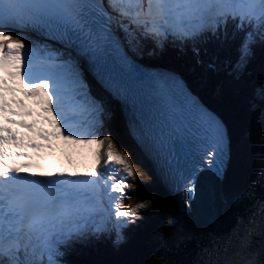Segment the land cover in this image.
<instances>
[{
  "label": "snow or ice",
  "instance_id": "1",
  "mask_svg": "<svg viewBox=\"0 0 264 264\" xmlns=\"http://www.w3.org/2000/svg\"><path fill=\"white\" fill-rule=\"evenodd\" d=\"M237 39L232 71L264 46V0H0V264H68L77 244H121L147 207H125L132 156L104 132L112 114L89 75L110 96L139 103L130 132L149 154L165 155L164 178L186 204L202 171L222 176L229 141L219 117L175 73L148 78L144 96L124 74L139 71L129 52L146 44L150 55L171 45L203 63L209 42ZM207 66L217 69L219 56ZM57 148L70 167L44 170L40 161ZM84 148L90 162L81 170L72 154ZM253 208L250 227L204 248L194 264H264V243L250 250L257 217L264 235V197Z\"/></svg>",
  "mask_w": 264,
  "mask_h": 264
},
{
  "label": "trees",
  "instance_id": "2",
  "mask_svg": "<svg viewBox=\"0 0 264 264\" xmlns=\"http://www.w3.org/2000/svg\"><path fill=\"white\" fill-rule=\"evenodd\" d=\"M215 44L209 42L205 45L209 54L204 56L206 60L203 65L206 71L205 66L208 65L212 56H219L218 68L215 70L209 68V73L213 80L206 87V90L211 94L218 92L217 94L219 95L221 93L225 94L224 89L220 91L218 85L221 80V74L225 72V66L229 60L227 51ZM255 51H257V57L254 55V61L245 67L246 71H250L241 76L240 85L236 88L237 95L234 96H237V98L232 97V99L226 101L225 105L223 103L220 104L224 110V115L230 120L229 124L235 140L239 141L241 134L245 132L243 143L238 147L233 159L231 174H234V176L229 178L230 181L234 179L233 183L237 182L239 184L240 190L252 181L253 174L259 168L258 163L261 160L258 152L264 139V92L261 91L262 87H264V47ZM187 54L193 63L201 65V63L197 62V57L193 56L191 52H187ZM232 92L230 90V93ZM253 103L255 108L252 111L251 106H253ZM104 130L107 131L106 133H111L114 139L116 137L115 132L119 131L114 125H110V127L105 125ZM132 196L135 197L134 194ZM136 198H139L138 202L145 203L150 208V210L145 211V214L143 211L141 217L144 223H141V226L146 228L152 226V229L149 230L144 240H141L139 249L134 251L133 260H130L127 264L134 263L141 259L140 257L143 258L141 259L143 263L147 260L151 261L158 243L170 229L169 218L174 217L178 213L176 202L171 198L166 188L157 182L152 184L145 183V185L142 183L136 193ZM74 261L76 264H91L88 262L82 263L80 258Z\"/></svg>",
  "mask_w": 264,
  "mask_h": 264
},
{
  "label": "water",
  "instance_id": "3",
  "mask_svg": "<svg viewBox=\"0 0 264 264\" xmlns=\"http://www.w3.org/2000/svg\"><path fill=\"white\" fill-rule=\"evenodd\" d=\"M264 171V162L254 173L253 180L240 192L225 194L219 178L210 179L200 174L196 182V191L189 203V211H180L171 230L158 243L153 264H194L198 254L204 248L215 244L224 245L239 226L241 232L247 227L254 211L256 201L264 197V182L260 173ZM227 206L226 211L223 208ZM255 234L250 237V250H257L264 243L260 234L259 217ZM243 221V223H240Z\"/></svg>",
  "mask_w": 264,
  "mask_h": 264
},
{
  "label": "rangeland",
  "instance_id": "4",
  "mask_svg": "<svg viewBox=\"0 0 264 264\" xmlns=\"http://www.w3.org/2000/svg\"><path fill=\"white\" fill-rule=\"evenodd\" d=\"M88 79L90 83L93 82L92 84L93 94L97 97H100L97 91L98 89L96 87V84H94L95 81L92 79L91 76H89ZM100 95H101V91H100ZM102 97L105 100L108 99V98L106 99L105 96L103 95ZM106 104L108 110L112 114L111 117L114 118L110 123V125L116 126L117 130H119L115 132L116 133L115 139L117 140V143L121 149L131 154L135 173H139L143 179H148V181H150L151 178H156L157 173L154 171L151 161H149V159L144 156V152L140 150V146L134 141L135 139L130 133L128 123L124 118L120 105L116 101L114 102L113 99L107 100ZM258 156L260 157L262 163L264 161V139L260 145ZM230 189L239 190L240 186H238L237 183H235L232 185V187H230ZM157 261L158 258H156L155 256L151 259L152 263H156Z\"/></svg>",
  "mask_w": 264,
  "mask_h": 264
},
{
  "label": "bare ground",
  "instance_id": "5",
  "mask_svg": "<svg viewBox=\"0 0 264 264\" xmlns=\"http://www.w3.org/2000/svg\"><path fill=\"white\" fill-rule=\"evenodd\" d=\"M218 103H220V104H222V103H223V104L225 105V103H224V102H218ZM160 174H161V173H160ZM226 209H227V206L225 205V207L223 208V210H224V211H226ZM187 210H188V209H187ZM181 211H185V210H183V209H182Z\"/></svg>",
  "mask_w": 264,
  "mask_h": 264
}]
</instances>
